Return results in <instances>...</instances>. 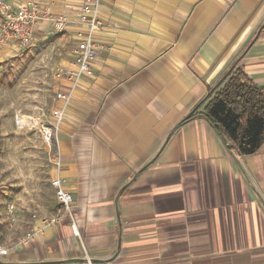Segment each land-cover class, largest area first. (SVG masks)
Returning a JSON list of instances; mask_svg holds the SVG:
<instances>
[{
    "label": "crops",
    "instance_id": "crops-1",
    "mask_svg": "<svg viewBox=\"0 0 264 264\" xmlns=\"http://www.w3.org/2000/svg\"><path fill=\"white\" fill-rule=\"evenodd\" d=\"M4 1L67 16L64 33L37 24L31 48L55 43L69 66L92 0ZM100 16L95 76L73 93L49 173L72 216L45 224L57 201L26 222L0 208V264H264V144L233 153L200 107L234 68L264 87V0H101ZM26 51L11 43L0 61Z\"/></svg>",
    "mask_w": 264,
    "mask_h": 264
},
{
    "label": "rangeland",
    "instance_id": "rangeland-1",
    "mask_svg": "<svg viewBox=\"0 0 264 264\" xmlns=\"http://www.w3.org/2000/svg\"><path fill=\"white\" fill-rule=\"evenodd\" d=\"M66 53L49 43L0 61V208L13 222L47 218L59 203L49 175L56 169L54 151L41 129L54 123L57 95L68 89L73 53L65 66Z\"/></svg>",
    "mask_w": 264,
    "mask_h": 264
},
{
    "label": "built area",
    "instance_id": "built-area-1",
    "mask_svg": "<svg viewBox=\"0 0 264 264\" xmlns=\"http://www.w3.org/2000/svg\"><path fill=\"white\" fill-rule=\"evenodd\" d=\"M101 0L89 1L82 7L79 22L86 27L85 32L79 34L76 46L73 49L72 68L66 73L68 89L58 93L57 100L60 107L52 112L54 123L44 124L41 129L44 143L54 151V164L58 174L62 170V155L58 135L62 128L66 112L71 106L73 93L80 85L83 77H94L93 63L97 58L98 43L95 36L99 30L104 29L105 22L101 19ZM0 51L11 43H17L21 49L28 50L34 44L35 27L41 22H49L56 33H64L71 22L67 16L54 15L52 7L42 5L37 1H27L19 5L0 0ZM56 198L61 206L59 214L45 224L54 225L72 216L73 195L64 188V180L58 176L52 181ZM13 217L12 208L9 209ZM73 220V219H72ZM74 224V221H73ZM35 234L31 233L22 241V245L30 244ZM9 254V249L0 242V259Z\"/></svg>",
    "mask_w": 264,
    "mask_h": 264
},
{
    "label": "trees",
    "instance_id": "trees-1",
    "mask_svg": "<svg viewBox=\"0 0 264 264\" xmlns=\"http://www.w3.org/2000/svg\"><path fill=\"white\" fill-rule=\"evenodd\" d=\"M201 106V115L225 138L233 153L250 156L264 144V87L241 69H232ZM200 107L188 119L199 115Z\"/></svg>",
    "mask_w": 264,
    "mask_h": 264
}]
</instances>
